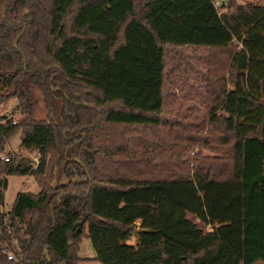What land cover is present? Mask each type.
<instances>
[{
  "label": "trees",
  "instance_id": "obj_1",
  "mask_svg": "<svg viewBox=\"0 0 264 264\" xmlns=\"http://www.w3.org/2000/svg\"><path fill=\"white\" fill-rule=\"evenodd\" d=\"M185 47L206 56L195 82L189 64L166 65ZM167 80L202 112L166 110ZM12 101L0 264H82L69 231L100 264H264V6L0 0V107ZM17 134L35 164L9 149ZM61 166L67 183L54 187ZM7 176L39 191L5 211Z\"/></svg>",
  "mask_w": 264,
  "mask_h": 264
},
{
  "label": "rangeland",
  "instance_id": "obj_2",
  "mask_svg": "<svg viewBox=\"0 0 264 264\" xmlns=\"http://www.w3.org/2000/svg\"><path fill=\"white\" fill-rule=\"evenodd\" d=\"M214 1H215L216 6L219 8L220 6L224 4V2H227V1H232L236 4L253 3V4L264 6V0H214ZM171 50H172L171 48L167 49L168 53H167L166 65L168 69L170 68V66H173V64L174 65L182 64L181 66H183V64L185 63L189 64L191 75H189L188 78L191 81L193 80L192 77H195L196 74L200 75V73L204 72V67L203 65H201V62L199 60V57H206V56H202L204 54L202 51L194 50L193 48H187V47L175 48L173 49V51ZM172 54H175V56ZM181 68H178V70L180 71ZM168 80L166 81V87H165V94L167 95L166 97H168L166 98V101H165L166 110L170 111L171 109L177 108L179 113L184 114L186 112L185 110L191 106L190 107L191 113L194 114L200 111L202 112L203 110L202 107L193 105L192 102L187 103L184 100H181V92L178 93L177 87L175 85H171L173 81L171 82ZM192 82H195V81H192ZM171 91H176V95L178 97L177 103L179 105L177 107L173 106V108H171L170 100L172 99L169 98V93H168ZM172 101L176 102L175 99H173ZM15 107H16L15 101H12L10 104L6 106L0 107V117L10 116L14 112ZM35 117L37 119H43L45 117V110L43 107V103L41 101L39 102ZM13 118L16 120L17 115H13ZM19 141H20V134H17L9 141V149L11 150V147L14 149V144L18 146ZM16 152L21 158H23L27 162H33L34 164L37 162L36 154L33 152H26L23 150H18ZM204 153L210 154L208 151ZM6 182H7V186L4 192V204L7 210L11 209L15 197L20 191L27 190L28 192H31V193H37L39 191L34 179L30 176H7ZM65 183H67V180L63 176V167L61 166L58 169L54 170V180L52 182V186L57 187ZM187 219L191 223L199 224L197 217L194 215H188ZM71 224H72V221L69 220L70 227H71ZM137 225H139V222H137ZM215 226H218V223H216ZM205 231L211 233L212 228L210 226H206ZM75 237L76 235H72L71 231L68 232L67 238L69 239V243L71 244L72 248L74 249L78 248L79 256L85 260L84 263L82 264H100L92 260L95 254H94V251L92 249L90 242L87 239H84V238L75 239ZM126 244L132 247H136L137 237L133 236V238L127 241Z\"/></svg>",
  "mask_w": 264,
  "mask_h": 264
},
{
  "label": "built area",
  "instance_id": "obj_3",
  "mask_svg": "<svg viewBox=\"0 0 264 264\" xmlns=\"http://www.w3.org/2000/svg\"><path fill=\"white\" fill-rule=\"evenodd\" d=\"M2 160H4L5 162L8 161V159H7L5 156L2 157ZM3 210H5V211H9V210L6 209L5 205H4V207H3ZM4 228L6 229V231H7L9 234H13V230L11 229V227H10L7 223H4ZM0 234H1V229H0ZM0 245H1V243H0ZM15 246H16V248H17V244H16V242H15ZM6 253H7V259L10 260V261H14V255H13V253L10 252V251H7Z\"/></svg>",
  "mask_w": 264,
  "mask_h": 264
},
{
  "label": "crops",
  "instance_id": "obj_4",
  "mask_svg": "<svg viewBox=\"0 0 264 264\" xmlns=\"http://www.w3.org/2000/svg\"><path fill=\"white\" fill-rule=\"evenodd\" d=\"M11 150H13V151H18L19 150V144H18V146H16L15 144H14V149L11 147ZM23 191V190H22ZM5 205V204H4Z\"/></svg>",
  "mask_w": 264,
  "mask_h": 264
}]
</instances>
